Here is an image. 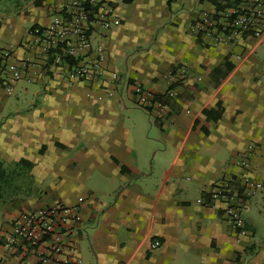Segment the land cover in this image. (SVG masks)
I'll return each instance as SVG.
<instances>
[{
    "label": "crops",
    "instance_id": "crops-1",
    "mask_svg": "<svg viewBox=\"0 0 264 264\" xmlns=\"http://www.w3.org/2000/svg\"><path fill=\"white\" fill-rule=\"evenodd\" d=\"M108 1L121 23L95 26L92 46L105 44L108 72L154 97L168 91V109L149 113L130 86L70 78L52 63L30 30L58 16L63 0H0V48L29 64L10 92L0 87V160L34 180L1 186L0 238L20 213L62 201L82 214L63 254L80 264H264V40L216 43L199 31L222 0ZM225 59L233 68L216 84L209 72ZM177 65L186 71L173 76ZM217 102L221 117L207 119ZM242 153L262 183L242 209L246 236L208 194L244 173L234 164ZM154 238L161 245L151 250ZM15 261L38 264L0 246V264Z\"/></svg>",
    "mask_w": 264,
    "mask_h": 264
},
{
    "label": "built area",
    "instance_id": "built-area-1",
    "mask_svg": "<svg viewBox=\"0 0 264 264\" xmlns=\"http://www.w3.org/2000/svg\"><path fill=\"white\" fill-rule=\"evenodd\" d=\"M222 5V10L215 15L203 12L196 22L199 31L210 33L216 43L230 42L236 37L264 40V0H222ZM120 23L121 19L108 0H63L59 15L54 16L46 26L32 27L30 34L34 43L51 57L54 65L66 67L68 77L97 81L105 76L104 81L112 87L116 83L130 86L139 107L163 116L168 106L155 101L153 92L142 84L130 82L115 71L108 72L105 44H91L90 37L95 26L99 25L106 32ZM66 57L73 59L74 63H68ZM28 66L27 60H14L10 48H0V87L10 92ZM185 71L183 66L177 65L170 73L177 76ZM234 164L244 173L214 184L208 193L209 201L220 203L226 225L239 236H246L249 228L242 209L249 196L262 188V183L249 175L251 163L247 154H239ZM82 200L79 198V202ZM81 220L79 206L62 201L25 211L13 219L11 231L0 238V246L11 253L18 250L31 252L38 264H80L79 260L63 254L66 236L75 231ZM160 245V240L156 238L149 242L151 250ZM11 264H22V261Z\"/></svg>",
    "mask_w": 264,
    "mask_h": 264
},
{
    "label": "trees",
    "instance_id": "trees-1",
    "mask_svg": "<svg viewBox=\"0 0 264 264\" xmlns=\"http://www.w3.org/2000/svg\"><path fill=\"white\" fill-rule=\"evenodd\" d=\"M124 1L129 2L130 0H124ZM70 59L71 58H68V57L65 58V60L70 61V64H73L74 61L71 62ZM232 68H233V64H231L230 62L227 61V59H225L222 61L219 67H216L209 73L212 74V76L215 78L216 84H218L224 77L228 75V73L230 72ZM169 98L170 96L168 94V91H166L164 93L155 94L154 100L166 104L169 101ZM222 111H223V108L221 106V102H217L215 108L211 110L204 109L203 113L206 115L207 119L212 118L214 120H218L221 117ZM201 128L203 129L204 132L208 131L207 128L204 126H202ZM122 170L126 171L127 169L123 167ZM6 176H7V172L3 168V163L0 160V190H1V186L2 185L4 186V183L6 181Z\"/></svg>",
    "mask_w": 264,
    "mask_h": 264
},
{
    "label": "rangeland",
    "instance_id": "rangeland-1",
    "mask_svg": "<svg viewBox=\"0 0 264 264\" xmlns=\"http://www.w3.org/2000/svg\"><path fill=\"white\" fill-rule=\"evenodd\" d=\"M6 172L7 176L4 186L5 188L7 187V192L18 191V189H20L21 187L24 189H28V187H31L33 184L34 180L30 178L27 173H18L17 171H15V169L12 168L8 169ZM35 183L37 184V182Z\"/></svg>",
    "mask_w": 264,
    "mask_h": 264
}]
</instances>
